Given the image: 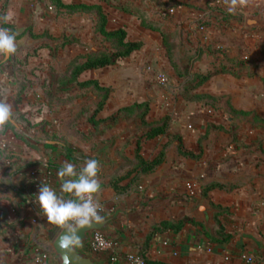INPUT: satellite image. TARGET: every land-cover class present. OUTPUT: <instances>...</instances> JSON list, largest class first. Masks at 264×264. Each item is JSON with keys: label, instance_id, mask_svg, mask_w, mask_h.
<instances>
[{"label": "crops", "instance_id": "1", "mask_svg": "<svg viewBox=\"0 0 264 264\" xmlns=\"http://www.w3.org/2000/svg\"><path fill=\"white\" fill-rule=\"evenodd\" d=\"M221 1L151 0L153 14L144 8L142 0L91 1L102 5L107 29L124 28L127 39L143 43L113 65L80 74L79 82L96 80L100 86L111 88L105 104L95 113L99 102L95 88L82 87L77 82L62 86L57 80L73 59L85 54L83 45L90 37L77 34V25L70 22V32H75L81 44H68L53 55L51 48L44 45L54 46L56 39H37L23 33L28 28L33 33L48 31L54 38L60 36L63 25L56 7L49 0H8L6 22L14 25L15 35H21L16 37L20 49L12 54V61H8L10 56H5L7 61H0V100L12 105L11 123L18 130L15 132L8 125L0 129V264H58L60 258L51 242L61 226L48 222L36 196L42 183L59 194L57 172L63 161L73 163L79 170L88 159L100 162L101 191L96 194L97 199L109 204L112 212L123 210L114 222V250L95 254L104 264H131L127 255L144 250L147 259L169 264H264V134L255 133L248 139L242 133L246 123L256 130L259 124L232 118L224 102L215 106L180 94L175 106L164 104L148 82L152 73L147 68L152 61L156 64L157 46L164 52V68L169 76L180 78L170 64L160 32L143 27L139 13L159 23L162 32L178 33L185 44L201 45V54L189 74L212 75L197 88V93L230 99L234 108L253 111L264 118L263 65L252 66V70L236 76L212 70L216 63L208 64L215 47L222 48L214 55L216 60L228 67L237 62L244 47L254 46L248 34L260 33V29H248L245 17L255 14L264 21V0H252L250 5L238 8L229 22L219 20V12L213 10L220 6L227 11ZM51 5L55 9H50ZM171 10L173 15L169 14ZM93 25L86 23V29ZM42 54L46 59L40 58ZM22 83L28 87L18 95ZM180 86L179 83L178 90ZM142 101L150 102L147 125L160 124L169 115L165 134L147 139L141 119L119 112ZM235 123L241 127L234 131ZM234 136L238 144L233 141ZM168 142L164 162L145 175L140 185L132 180L133 172L120 182L129 184L125 192L118 193L111 186L113 175L127 171L121 166L134 159L138 144L141 156L153 159ZM261 142L262 147L245 146ZM212 180L236 187L215 188L203 195L201 185ZM189 181L197 185L195 195L186 188ZM64 195L65 199L73 198ZM201 203L212 209L208 225L201 215L195 214ZM183 216L202 222L209 232L219 220L231 238L226 243L213 242L202 225L187 224L179 231L156 233L147 241L153 225ZM248 256H253L250 263L245 259Z\"/></svg>", "mask_w": 264, "mask_h": 264}, {"label": "trees", "instance_id": "2", "mask_svg": "<svg viewBox=\"0 0 264 264\" xmlns=\"http://www.w3.org/2000/svg\"><path fill=\"white\" fill-rule=\"evenodd\" d=\"M1 1V0H0ZM55 7L57 8H65L68 13H75L79 11H91L95 12L97 16L99 17V23H98V30L99 32L105 37L107 41L111 43V50H104V51H94L91 52L89 55H78L75 59H73L69 65L66 72L57 75V80H59L60 84L62 86H66L71 83L77 82L82 87L92 86L97 91H99L102 95L100 97V100L98 102L97 108L95 110V113L98 112L103 105L105 104L107 98L110 95L111 88L100 86L98 81L96 80H86L79 82L78 77L80 74L87 70V69H95V68H101L107 65H113L117 62V60L121 57L129 56L132 52L140 49L143 46V43L141 41H131L127 39V31L124 28H118L114 30L107 29V16L104 13L102 7L98 4H92L87 5L83 3H64L62 0H49ZM8 0H4L3 8L5 9L7 6ZM214 11H218L219 14L216 15L219 20L224 22H229L231 19H234L235 17L232 14H229L228 11H225L224 9L220 7H215L213 9ZM139 17L142 19V22L144 26L147 28H150L152 30H157L161 32L162 42L163 46L165 47L167 51V56L169 58L170 64L173 67V69L176 71L177 75L179 77H186L187 81L186 84H184L183 90L191 92L192 90L196 89L203 83H205L212 75V73L207 74H189V67L186 66L184 68L179 66V58H175L176 52V44L177 43H183L178 36V33L174 34H167L161 31V25L155 21H152L146 17H144L142 14H138ZM201 24H204V22H201ZM2 27H8L9 29L13 28V25L7 24L3 19H0V28ZM24 34H29L33 38H52L56 39L53 36L49 35L47 32L42 34H36L33 33L31 29H27ZM18 37V35L16 36ZM57 40V39H56ZM73 41V40H72ZM71 41H62L60 46L65 45L67 43H70ZM176 45V46H175ZM44 46L50 47L53 51V55L55 54V46L46 44ZM12 55L8 58V61H12ZM3 63V62H1ZM237 64L243 67L244 62L237 61ZM252 64V63H251ZM250 75L253 74L252 71L249 72ZM28 87L26 83H22V87L19 90V94L23 92V90ZM188 96V95H187ZM187 99L197 100V101H203L206 104L211 105H221L224 102L225 110L227 113H230L232 118H243V117H251L255 123H261L264 124V118H261L253 111H243L238 110L234 108L231 105L230 99L223 100L222 97H216L210 94H194L189 95ZM149 111V104L145 101L142 102H135L131 105L125 106L121 109H119V112H122V114L126 117H135L137 119H141L142 121L145 120V117ZM91 121L95 124L96 122L91 118ZM29 124V123H28ZM9 127H11L15 132H18L16 126L9 122ZM236 125L233 124V128ZM147 127L143 131V136L147 139L154 138L156 136H159L161 134H165L168 130L169 126V119L166 117L163 119V121L160 124L156 125H146ZM222 129L221 127H219ZM233 141L237 144L239 143V140L234 136ZM243 144V143H241ZM169 142L164 145L162 151L153 159H145L140 154V144L135 149V156L133 160H129L126 163H124L121 168H127V171L122 174H115L112 177V180L110 182L111 186L118 192L122 193L125 192L128 189L129 184L121 185L120 182L128 177L131 173L135 172V175L132 180L137 182V186L140 185L142 178L147 175L148 173L153 172L160 164H162L165 160V153L166 148L168 147ZM240 145V144H239ZM181 147L179 146V150ZM236 187L235 184L227 185L222 182L218 181H208L206 183H203L201 185L202 188V194L206 195L210 190L215 188H234ZM187 224H200L204 227V224L202 222L197 221L195 218L190 216H183L177 220L171 219V220H163L158 224H155L152 226L151 232L148 234L147 241L156 233L163 232L166 230H176L179 231L182 228H184ZM204 232L209 237V239L213 242H219V243H226L230 240L231 235L225 231V226L219 221L216 220L215 227L213 229V232H209L204 227ZM145 251V250H144ZM144 251H140L139 255L145 260L146 264H169L158 260H150L147 259L144 255Z\"/></svg>", "mask_w": 264, "mask_h": 264}, {"label": "rangeland", "instance_id": "3", "mask_svg": "<svg viewBox=\"0 0 264 264\" xmlns=\"http://www.w3.org/2000/svg\"><path fill=\"white\" fill-rule=\"evenodd\" d=\"M91 1H93V0H77V1L70 2V3H83V4H87V5L98 4V3H92ZM150 1L151 0H142V3H143L144 8L148 9L150 11V13L153 14L152 13L153 9L151 8V2ZM221 2H224V0H222ZM3 3H4V0H1L0 1V4H1L0 5V18H3L6 16V11L3 8ZM52 5L50 6V9H55V7ZM98 5H100L102 7L101 4H98ZM221 5L226 6L225 2L222 3ZM216 7L218 8V6H216ZM168 8H170V7H168ZM102 9H103V7H102ZM56 10H57V13L59 15L58 20H60V22H62L61 25H63L62 26L63 28H60L61 32L63 31V33H61L60 36L55 37L57 39V41L55 42V45H54L56 47L55 52H57L60 48H63L68 44H75L76 42L78 44H81L80 39L77 38L76 34H74L75 32H70V27H69L70 22L71 23L74 22L72 25H77V27H75V29H79V31H77V34L78 33L79 34H82V33L85 34L86 33L87 36L90 37L89 41H87V43H84V45H83L85 47L84 48L85 54H80V55L86 56V55H89L91 52H94V51L111 50V43L109 41H107L105 39V37L98 30L99 17L97 16V14L95 12L79 11V12H75V13H68L65 8H57V7H56ZM125 11L133 13L128 8H125ZM170 13L173 15L175 12L173 10H171L169 12V14ZM74 14H76L77 16H73ZM136 16L139 19L137 13H136ZM89 22L90 23L92 22L94 25L92 26L93 27L92 29L89 30V28H88V30H87L86 29V23H89ZM6 23L9 25H13V24L8 23V22H6ZM64 25H66V26H64ZM142 26L147 28L146 26H144L143 22H142ZM168 26H169V24L167 25V28H168ZM171 26H173V25H171ZM2 28L9 29L8 27H2ZM247 28L248 29L258 28V29H260V33H254V34L249 33L248 34V38L252 42V44H254V46L253 47H250V46L244 47L245 49L243 50V52L239 56V59L237 60V61L241 60L242 62H244V64H243L244 68H241V66L239 64H237V62L234 63V65H229L228 67L224 66L221 62L216 60L217 57L214 56V55H216L217 51L219 49H222V48L221 47H215L212 49L213 53L211 51L212 57L211 58L209 57V59H208L209 66L210 65L212 66L214 63H216L215 65L212 66V70L219 71V72H230L232 74H235L236 76H240L241 74H244V72L247 71V69L252 70L251 69L252 66L253 67H256V66L260 67L261 65L264 66V27H252V28L247 27ZM147 29H150V28H147ZM9 30L13 34H15V32H16V28L14 27V25H13V28L9 29ZM150 30H152V29H150ZM168 30H170V28H168ZM135 31H134V33H135ZM153 31H157V30H153ZM45 32H47L49 35H51L48 31H45ZM45 32H42V33H45ZM158 32H160V31H158ZM42 33H40V34H42ZM71 33H73V34H71ZM160 34H161V32H160ZM17 35H21V34H16L15 36H17ZM51 36H53V35H51ZM184 37H186V33L184 34ZM65 39H66V41H71V42L60 46L62 41H64ZM192 42H194V37H193ZM193 44L194 43L185 44L183 42V43H177L176 44L177 46L175 45L176 46V50H175L176 52H174L175 58H179V66L180 67L184 68V67L188 66L189 69L192 68L193 63L200 56L199 54H201V49H202L201 45H199L198 43L195 45H193ZM205 47L207 48V46H205ZM17 48H19V47L17 46ZM248 48H251L252 50H249ZM47 51L49 52L50 50H47ZM53 51H54V47H53V50L51 49L50 52L53 53ZM163 53L164 52L161 49V47L157 46L158 57H157V60L155 62H156V64L159 63V66H157L154 63V61H152V63H151L152 66L147 68L149 73H152V77L150 78V80H148V82L151 83L154 88H156V92H155V93H157L156 97L159 98L161 101H163L164 104L169 103L170 105L175 106L176 102H178L181 99V95H182V97L187 98L189 95L191 96L194 94H199L196 92L198 87L196 89L192 90L191 92L186 91V90L182 91V88H184V84H186L187 78L186 77H179L175 70L174 71H175L176 75L180 78V80L174 76L173 77L169 76V74L167 73V71L164 68L166 66V57L163 55ZM36 56H39V55H36ZM46 57L47 56L45 54L44 55L42 54L40 56V58H42V59H46ZM0 61H7V59L5 56H0ZM5 63H7V62H5ZM38 69L40 70V67H38ZM160 74H164L166 76V81L162 82L159 80ZM179 83L181 84V86H180V89L178 90ZM97 95H98L97 98L99 101L102 94L99 91H97ZM145 102H147L149 104V108H150V102L149 101H145ZM228 114L230 115V113H228ZM166 117H169V115H167ZM240 119L242 122H243V120H245V121L249 120V122L252 125L255 124V122L253 121V119L251 117H243ZM142 122L144 124V127H147L145 120ZM242 122H241V124H242ZM241 124L239 126L235 125L233 130L235 131L238 128H240ZM256 124H259L258 129H257L258 131L255 128H250V125H247V123L243 127L242 133L246 134L248 136V139L250 137H254L255 133H257L258 135L260 133L264 134L262 132V129L264 130V124H261V123H256ZM262 134H260V135H262ZM245 146H247V147H249V146L262 147V142L259 145L255 144V143H251V144L248 143L247 145L245 144Z\"/></svg>", "mask_w": 264, "mask_h": 264}, {"label": "clouds", "instance_id": "4", "mask_svg": "<svg viewBox=\"0 0 264 264\" xmlns=\"http://www.w3.org/2000/svg\"><path fill=\"white\" fill-rule=\"evenodd\" d=\"M229 14H235L238 8H244L252 0H224ZM5 22L7 17L0 18ZM17 51L15 34L9 29L0 28V56H10ZM14 117L12 105L5 100H0V129L12 121ZM101 171L100 162L88 159L77 170V166L65 160L57 172L60 180V192L47 183H42L36 200L42 212L51 224L67 229L75 236L85 226L103 224L104 217L100 215L103 206L96 199V194L101 191L98 174ZM64 194H70V199H65ZM62 246L67 247V237ZM137 264H141L137 258Z\"/></svg>", "mask_w": 264, "mask_h": 264}, {"label": "water", "instance_id": "5", "mask_svg": "<svg viewBox=\"0 0 264 264\" xmlns=\"http://www.w3.org/2000/svg\"><path fill=\"white\" fill-rule=\"evenodd\" d=\"M245 26L249 28L264 27V21L258 15L250 14L245 17ZM12 122L14 123L13 119ZM211 211L212 209L209 206L201 203L197 206L195 214L201 215L208 225ZM122 213V209H116L114 212L103 216V224H93L91 227L85 226L75 236L68 232L66 228L61 227L51 242L54 252L60 258L58 264H104V260L89 251L86 246L92 241L94 232L105 234L115 232L117 228L114 222ZM65 237H67V247L62 246Z\"/></svg>", "mask_w": 264, "mask_h": 264}, {"label": "built area", "instance_id": "6", "mask_svg": "<svg viewBox=\"0 0 264 264\" xmlns=\"http://www.w3.org/2000/svg\"><path fill=\"white\" fill-rule=\"evenodd\" d=\"M159 80L162 82L166 81V76L164 74H160ZM186 188L188 189L191 195H195L197 185L193 181L187 182ZM99 203L103 206V210L100 212L101 216L109 214L110 212L113 211V209L109 204L102 201H99ZM115 245H116V239L113 237L112 234L94 232L92 241L86 247L89 251L98 255L101 254L102 252L113 251ZM126 258L131 264H137V258L139 259L141 264H146L145 260L137 253L128 254ZM245 259L248 263H250L253 261V256H248Z\"/></svg>", "mask_w": 264, "mask_h": 264}]
</instances>
